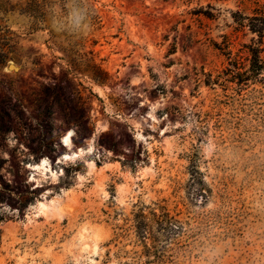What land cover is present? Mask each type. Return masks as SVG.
<instances>
[{
	"label": "rangeland",
	"instance_id": "obj_1",
	"mask_svg": "<svg viewBox=\"0 0 264 264\" xmlns=\"http://www.w3.org/2000/svg\"><path fill=\"white\" fill-rule=\"evenodd\" d=\"M27 2L0 0V264H264V0Z\"/></svg>",
	"mask_w": 264,
	"mask_h": 264
},
{
	"label": "trees",
	"instance_id": "obj_2",
	"mask_svg": "<svg viewBox=\"0 0 264 264\" xmlns=\"http://www.w3.org/2000/svg\"><path fill=\"white\" fill-rule=\"evenodd\" d=\"M47 3V0H29L27 2L28 6L32 7H38L39 14H41L44 10V7ZM41 19H44V14H41ZM254 21L259 20V24L257 26H250L252 33L256 34L258 38L263 39L264 38V17L261 18H253ZM44 21V20H42ZM3 30L0 27V41L3 39L2 32ZM255 45L250 48V53L253 57V73L256 75H260L264 68V60L261 56L263 46L260 43H254ZM9 58V52L8 50L3 49V45L0 43V64H4Z\"/></svg>",
	"mask_w": 264,
	"mask_h": 264
},
{
	"label": "bare ground",
	"instance_id": "obj_3",
	"mask_svg": "<svg viewBox=\"0 0 264 264\" xmlns=\"http://www.w3.org/2000/svg\"><path fill=\"white\" fill-rule=\"evenodd\" d=\"M73 136V132H70L69 134H67L63 139H62V143L64 146L69 147L71 146V138ZM84 152L82 150H80V152L78 153H73V154H66L62 157V160H71L73 157L75 158H79ZM91 166H95V163L92 161L90 162ZM31 169L34 172L37 173H41L44 175H48L49 173L53 172L50 168V164L47 160H43L40 164L31 166ZM42 205V204H41ZM44 205V204H43Z\"/></svg>",
	"mask_w": 264,
	"mask_h": 264
}]
</instances>
